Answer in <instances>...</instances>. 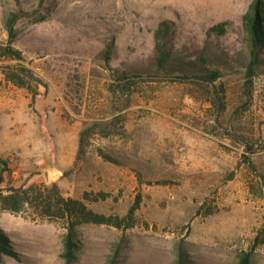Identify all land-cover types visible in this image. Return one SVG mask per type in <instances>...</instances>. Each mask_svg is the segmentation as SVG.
<instances>
[{
    "label": "rangeland",
    "instance_id": "obj_1",
    "mask_svg": "<svg viewBox=\"0 0 264 264\" xmlns=\"http://www.w3.org/2000/svg\"><path fill=\"white\" fill-rule=\"evenodd\" d=\"M253 2L0 0V44L9 37L7 15L23 12L15 46L47 83L34 85V100L5 79L0 60V156L11 168L10 186L56 183L78 199L103 191L107 199L87 204L119 216L142 195L134 227L80 226L72 263L62 257V219L0 203V229L19 253L0 264H108L113 256L116 264H177L181 254L187 264H237L244 251L264 264V50L247 77L245 16ZM164 20L175 23L181 63L207 48L222 77L150 70ZM220 23L226 32L212 33ZM111 43L112 69L104 56ZM131 69L153 74L124 85L117 70Z\"/></svg>",
    "mask_w": 264,
    "mask_h": 264
},
{
    "label": "trees",
    "instance_id": "obj_2",
    "mask_svg": "<svg viewBox=\"0 0 264 264\" xmlns=\"http://www.w3.org/2000/svg\"><path fill=\"white\" fill-rule=\"evenodd\" d=\"M23 12H13L5 19V28L8 32L7 43L0 44V60L5 64L2 66V73L5 79L13 85L25 88L33 95L35 100L39 95V87H47L45 80L37 76L33 69L26 66L23 52L15 46L18 37L16 25L23 17ZM175 23L170 20L162 21L155 33L156 58L150 70L154 69L156 74L166 73L167 75H179L182 78L197 77L214 82L222 77L220 67L210 66V56L207 55V48H204L198 60L192 62H180V52L175 45L174 38ZM245 27L248 35L249 60L247 64V77L251 81L255 75L264 50V0H254L252 10L245 16ZM212 33L224 34L226 24L220 23L211 27ZM114 54V44H108L104 50V56L108 67L112 69L110 62ZM15 61V63H9ZM149 69L117 70L120 80L126 81L124 85L130 84L131 78H141L144 75L153 74ZM178 76V77H179ZM37 83V84H35ZM37 85L38 88H34ZM84 152L83 140L80 154ZM110 160L115 159L101 152ZM12 182V171L6 160L0 156V203L1 208L14 213L22 212L27 208H32L41 217L50 219H62L67 232L64 236V251L62 257L72 263L76 260L78 250L79 227L86 224L109 225L121 230H128L135 225L137 211L141 207L142 195L139 194L133 205L124 216L107 215L99 213L89 207L87 201L105 200L109 197L106 192L90 193L85 192L83 199L65 197L58 184L52 186L31 185L28 188L17 189L10 186ZM125 238L115 243L112 247L114 254H118L124 248ZM8 255L19 259L10 238L6 232L0 229V258ZM253 252L244 251L239 256L237 264H252ZM114 256L110 258L108 264H116ZM177 264H187L183 254L180 255Z\"/></svg>",
    "mask_w": 264,
    "mask_h": 264
}]
</instances>
